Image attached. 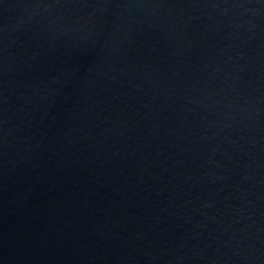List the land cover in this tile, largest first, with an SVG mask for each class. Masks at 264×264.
<instances>
[{"label":"water","instance_id":"95a60500","mask_svg":"<svg viewBox=\"0 0 264 264\" xmlns=\"http://www.w3.org/2000/svg\"><path fill=\"white\" fill-rule=\"evenodd\" d=\"M0 264H264V0H0Z\"/></svg>","mask_w":264,"mask_h":264}]
</instances>
